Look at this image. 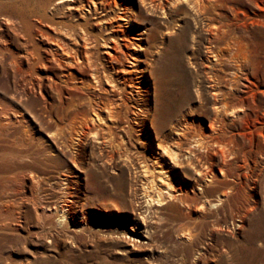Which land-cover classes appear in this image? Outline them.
Segmentation results:
<instances>
[{
  "label": "rangeland",
  "instance_id": "rangeland-1",
  "mask_svg": "<svg viewBox=\"0 0 264 264\" xmlns=\"http://www.w3.org/2000/svg\"><path fill=\"white\" fill-rule=\"evenodd\" d=\"M57 1L0 0V192L16 188L19 195L12 208L16 221L0 206V264H264L259 245L264 243V101L255 118L243 119L250 112L236 111L222 132L210 137L200 131L198 118L205 120L210 109L197 104L196 94L206 97L203 76L212 63L205 51L204 22L187 5L161 9L144 0L139 8L135 0H111L116 7L99 17L101 9L94 12L80 0H71L73 7ZM120 1L132 19L125 28L115 22ZM255 1L242 0L248 12L256 10ZM247 26L259 30L264 69V24ZM142 29L146 40L132 54L151 62L155 90L143 89L133 97L121 89L125 85L108 78L107 83H115L111 97L102 89L108 87L103 78L108 68L104 50L109 51L102 35L112 36L113 30L119 43L122 34ZM38 31L47 33L43 38L47 35L48 42H81V37L97 35L88 40L94 52L89 66L92 71L104 68L103 76L83 87L78 81L87 76L59 81L52 47L42 44ZM70 53L81 57L73 47ZM216 66L219 71L232 65ZM117 95L125 100L118 145L102 143L100 136L86 142L69 139L70 110L89 117L93 100ZM150 100L146 127L128 128L130 108ZM181 114L186 122L178 146L168 128ZM198 133L203 137L199 146L188 139ZM159 141L177 152L179 166L162 176L169 188H161L169 197L149 204L159 182H147L150 173H142L140 165L145 160L150 167L151 148ZM8 165L21 168L8 171ZM203 167L206 178L194 170ZM58 172L68 175L64 183L69 188L55 187L43 176ZM6 176H16L12 185ZM218 197L222 201L210 204ZM48 202L49 208H42ZM65 203L61 215L58 208ZM239 216L241 225L233 227L231 220ZM133 232L138 233L130 236Z\"/></svg>",
  "mask_w": 264,
  "mask_h": 264
},
{
  "label": "bare ground",
  "instance_id": "bare-ground-1",
  "mask_svg": "<svg viewBox=\"0 0 264 264\" xmlns=\"http://www.w3.org/2000/svg\"><path fill=\"white\" fill-rule=\"evenodd\" d=\"M70 1L71 0H58L57 2H63L70 7H73V4H71ZM80 2L81 5L91 6L94 12L97 9H101L102 12L99 17L104 15V12L109 11V9L116 7V2H111V0H80ZM135 2L140 8V6L143 5L144 0H135ZM148 2L150 5L159 6L161 9L165 6L166 8L173 7L172 10L187 5V7H189L198 18L200 17L201 22H204L205 27L207 28L208 44L205 51L208 56L211 57L212 63L207 65L206 69L208 71L205 70L203 76V81L206 82L205 87H207L205 89L206 97L197 93L196 101L198 105L204 104L203 106L209 107L210 112L208 115L204 116L205 120L201 117L198 118L197 122L200 125V131L202 133L206 132L207 136L209 135L210 137H212L213 133L222 132L225 128L226 119L234 115L236 111H240L241 114H243L244 111L245 113L250 112L249 114L251 115L248 114V117L244 115L243 119L255 118L258 109H261L259 105L264 101V99H262L264 97V79L261 80V78L264 77V69L261 65L263 61L262 54L260 53L262 50V44L260 43L261 36L259 35L258 28L253 29L247 25L248 23L250 25L252 23L259 24L261 22L264 24V0L253 2L256 10L251 9L250 12L247 11L248 9L242 0H148ZM119 4L122 7L121 11L116 14L115 22L118 27L125 28L130 25L132 19L131 16L126 13V4L122 1H120ZM69 26L73 30V24L67 23L66 27ZM107 26L112 27V22L108 21ZM122 28L117 31H121ZM27 31L28 36L30 37L32 32L29 29ZM38 32L42 36V44L49 48L52 47L53 53L51 52V54H53L55 58V66L59 68L55 75L59 81L71 79L74 82L75 80H80L83 76H87L88 78H86V80L82 79L78 81V84L83 87L85 85L87 86V84L83 83L87 82L89 84L90 81L93 83L95 78L98 77V79H100V77L103 76L102 73L104 68L100 71H92L89 66L90 59H92L94 52L91 51V47L88 45V40H95L97 35H93L92 38L87 36H84L83 38L81 37V42H79V40H73V43L72 41H64L60 39L48 42L49 38L47 35H45V39L43 38V35L47 33L42 31ZM111 32L112 36H108L107 34L102 35L104 36L103 45L106 43V47L109 48V51L104 50L105 56L108 59V68L107 75L103 78V81L108 87L103 86V91L113 97L115 83H107L106 80L109 78L112 82L115 80L114 82L119 83V87L125 85L121 89H126V91L129 92L131 91L130 94L132 96L133 94H135V96L139 95L140 91H143V89H148L149 91H152L151 93L153 94V91L155 90L153 71L155 69L153 70L151 62L145 61L132 54V51H134L135 48H141V41L146 40L144 34L145 30H139L134 34H122V37H119L121 40L119 43L113 38V32L114 34H116V32L113 30ZM70 47L79 50L81 54L80 59L70 53ZM45 59L48 60L46 56ZM220 62L228 63L232 66L223 70L219 69V72L216 65ZM136 64H138L137 67ZM80 65L85 67L84 71H81L78 68ZM159 71L162 72V68H160ZM131 74H134V77H131ZM76 75H78L79 78L73 79L76 78ZM69 96V99L73 97L72 95ZM111 97L107 99L108 101L96 99V102L93 100L90 105L91 112L89 117L85 115L83 110L72 109L69 111L70 120L68 124V132L72 135L71 138H69L72 142L74 139L79 142L82 140L86 142L89 139L96 141L99 136L102 143L115 142L118 145L120 141H122V135L119 132V129H121L122 126L119 125L118 122L121 118L120 104L125 100L122 99L120 95H117L114 99ZM124 98L127 99L128 97L125 96ZM152 103L153 102L150 100L143 104V106H132L129 111L130 122L127 127L133 128L134 125H138L142 128L145 126L147 124L146 120L150 107H152ZM82 118L84 119L83 124L81 123ZM74 121H77L79 124L77 126L74 125ZM185 122L186 120L183 119L181 114L172 119L169 123L168 133H171L174 139L173 143L178 146L181 143L180 126ZM143 133H148V130H145ZM47 137L51 140L53 139L52 134H47ZM144 137H146L145 134ZM155 137L158 138L156 134ZM189 137L190 138L188 139H190V141L193 140L197 146L202 144L200 141L201 139L199 140V138L202 137L200 133H198L197 137H195L194 134L189 135ZM136 139H139V137ZM76 140L74 143L79 144ZM151 154L153 160L149 162L150 167L145 163V160H142L144 164L140 165V167H142V173H150L149 175L151 178L148 179L147 182H151L153 178L159 182L158 187L156 186L157 193L155 198L149 196L147 200L149 204H157V201L164 200L165 197H169L170 195L166 189L161 188V186L164 185L162 184V180H164L162 179V176L165 175L167 170L172 168V165L177 166L179 163L177 162V152H175L174 149H170L168 145L161 141L157 142L155 146L153 145L151 148ZM32 166L37 172L39 171L34 165ZM16 168L21 167L7 166L8 171ZM194 170H196L198 176L206 178V169L204 167L203 169L194 168ZM147 173L143 175L146 176ZM43 176L50 180L55 187H58L59 184H65L63 186L68 187V185L64 183V180L68 182V175L66 173L58 172L56 175L50 174L49 176L47 174ZM13 177L16 176H6L5 179L12 185L13 182H11V180H13ZM164 186L165 188H169L166 185ZM15 187L16 186L13 188ZM148 195L149 194H146V196ZM18 199V189L16 188L11 191L6 190L0 192L1 210L3 213L7 214L8 219L16 221L18 213H14L12 208ZM217 201L220 202L222 199L218 197L216 201L210 204L214 205ZM66 205L67 204L65 203L58 208L61 215L63 214ZM42 206V208H49V202ZM241 221L242 220L239 216L236 220H231V225L238 228L241 225ZM74 223L76 224L78 221H74ZM136 233L138 232L129 233V235L136 236ZM180 234L186 236L183 233ZM259 243L261 247H264L263 242Z\"/></svg>",
  "mask_w": 264,
  "mask_h": 264
}]
</instances>
